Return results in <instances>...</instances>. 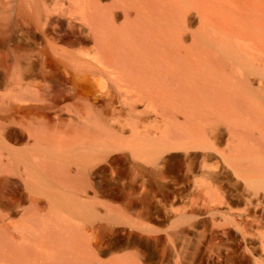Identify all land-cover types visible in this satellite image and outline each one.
<instances>
[{
	"label": "bare ground",
	"instance_id": "obj_1",
	"mask_svg": "<svg viewBox=\"0 0 264 264\" xmlns=\"http://www.w3.org/2000/svg\"><path fill=\"white\" fill-rule=\"evenodd\" d=\"M63 4L41 49L47 70L34 74L43 85L17 98L42 111L74 100L82 111L117 87L131 116L107 126L92 112L74 139L32 129V145L0 132V172L24 183L19 207L31 214L18 234L0 225V263L264 264V0ZM36 8L22 0L19 14L34 20ZM88 42L94 55L77 56ZM105 69L118 79L100 85L93 75ZM150 108L160 119L149 120ZM183 158L201 163L197 197L166 198ZM168 213L173 230L164 228ZM190 233L195 245L179 248Z\"/></svg>",
	"mask_w": 264,
	"mask_h": 264
},
{
	"label": "rangeland",
	"instance_id": "obj_2",
	"mask_svg": "<svg viewBox=\"0 0 264 264\" xmlns=\"http://www.w3.org/2000/svg\"><path fill=\"white\" fill-rule=\"evenodd\" d=\"M21 1L0 0V132L2 133V131L11 129L14 136H22L25 142L29 141L28 133L32 129L30 131L32 134L40 133V130H42L41 133L44 135L56 136V133H62L60 136L74 139L80 136L77 133L80 132L82 127L84 131L85 125L92 123L90 121L93 118L92 112L99 114L102 125H107L108 123L107 126H109L111 123L115 125L117 121H127L131 115L128 113L124 103H121L122 100L124 101L122 97L124 94L117 87L114 88L115 91L111 92V96L104 94L105 90L99 87L101 90L99 89L100 91L96 92L99 106L95 109H85L82 111H78V108H75L76 103L74 100L60 101L56 105L54 104V107L52 105V108L42 111L32 108L37 105L41 106L43 103L31 100L22 101L24 99L17 98L16 94L19 91L28 90L35 92L42 87L41 80L35 78L36 73L47 70L42 63L43 54L41 49L50 44L49 39L53 36L54 30L63 21L62 13L66 9L63 0H36L38 14L34 20H30L23 13L20 12L19 14ZM27 19L30 23H28L29 21L25 22ZM44 31L46 32L44 33ZM79 36L88 41L90 40L89 35L85 32L79 34ZM92 48V43L88 42L83 49L77 48L74 53L77 56H82L84 52H90L91 55H94ZM52 57L58 56L54 55ZM104 71L93 75L98 84L101 85L103 81H109V79L112 81L111 78L115 79L116 77L118 79V76L112 73L110 69H105ZM55 73H60L63 77L67 75L63 69ZM107 76L109 79H107ZM41 92L43 93V91ZM19 106L29 107L34 111L30 113L29 110L28 115L24 114L25 116H21L23 113L18 114L15 112ZM137 106L139 111H143L144 105L142 103L137 104ZM151 109L148 110L149 114H147L149 120L154 122V120L160 119L150 112L152 111ZM21 119L24 121L22 122ZM13 120H15L14 123L11 122ZM29 143V145H32L33 141H29ZM2 146L4 145L0 141V148ZM200 164V161L197 159L183 158V169L180 171L179 179L177 180L178 185L172 188H164L162 195L166 198L175 197L181 199L197 197L193 184L196 179L200 178V171L198 169ZM0 193H4L0 194V225L4 230L8 229L18 234L17 229L22 224L30 226L29 221H26L31 216L30 212H27L28 207L23 206V204L19 207L21 197H28L29 191L16 176L0 172ZM236 193V197L240 199L241 205H244V202L247 200V193L242 188H239ZM10 208H13L17 213L9 214ZM168 215L170 214L168 213ZM171 215L167 217L164 225L166 226L164 228L167 230H173V227L175 228L177 225V217L173 215L171 217ZM196 235L195 233H190L186 236L187 239L182 238L179 240V248L187 246L191 248L190 246H194L197 241Z\"/></svg>",
	"mask_w": 264,
	"mask_h": 264
},
{
	"label": "snow or ice",
	"instance_id": "obj_3",
	"mask_svg": "<svg viewBox=\"0 0 264 264\" xmlns=\"http://www.w3.org/2000/svg\"><path fill=\"white\" fill-rule=\"evenodd\" d=\"M0 194H4V193H0Z\"/></svg>",
	"mask_w": 264,
	"mask_h": 264
}]
</instances>
